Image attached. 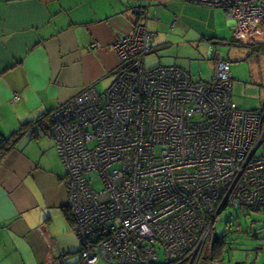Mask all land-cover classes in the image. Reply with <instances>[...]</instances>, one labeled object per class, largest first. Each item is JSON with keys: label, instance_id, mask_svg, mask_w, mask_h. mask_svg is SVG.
I'll return each instance as SVG.
<instances>
[{"label": "built area", "instance_id": "obj_1", "mask_svg": "<svg viewBox=\"0 0 264 264\" xmlns=\"http://www.w3.org/2000/svg\"><path fill=\"white\" fill-rule=\"evenodd\" d=\"M180 1L220 8L237 44L264 48V0ZM132 11V32L111 45L118 67L107 89L50 113L73 245L46 240L44 264H154L161 249L162 263L193 264L221 211L264 215V110L233 100L218 53L209 82L176 65L147 68L150 14Z\"/></svg>", "mask_w": 264, "mask_h": 264}, {"label": "crops", "instance_id": "obj_2", "mask_svg": "<svg viewBox=\"0 0 264 264\" xmlns=\"http://www.w3.org/2000/svg\"><path fill=\"white\" fill-rule=\"evenodd\" d=\"M134 7L150 14L146 67L176 65L192 78L190 64L174 58L177 50L163 52L164 41L177 47L181 36L216 40L224 36L219 24L231 28L220 8L180 0H0V136L28 122L0 161V264H44L48 239L73 245L64 215L67 172L40 120L87 88L107 89L118 67L111 45L132 32ZM194 22L201 31H193ZM214 62L207 79L193 80L211 81Z\"/></svg>", "mask_w": 264, "mask_h": 264}, {"label": "rangeland", "instance_id": "obj_3", "mask_svg": "<svg viewBox=\"0 0 264 264\" xmlns=\"http://www.w3.org/2000/svg\"><path fill=\"white\" fill-rule=\"evenodd\" d=\"M195 22L193 31H201L198 30V25ZM218 23H220L219 20ZM224 23L225 25H218L219 33L224 35L220 39L209 40L206 37L202 39L198 35L196 38L181 36L183 43L181 46H170V43H173L170 39L164 41L167 43L165 45L169 47L163 52L172 53L177 50L178 55L176 52L172 53L174 58L190 64L194 79H207L211 75L210 63L213 62L214 54L218 53L219 57H224L230 62L233 100L243 110L262 111L264 110V49H254L232 43V30L226 25V22ZM199 27L203 31H207L204 25ZM165 33L167 34V30ZM199 69L203 71L202 77L198 73ZM88 177L95 179L91 182V187L98 191L101 184L97 175L92 173L88 174ZM237 227L240 231L236 232ZM217 238L221 241L225 240V244L221 248V257L214 254V261L207 264H264L263 214L239 209L223 211L217 218L202 249V260L212 257L213 252H210L213 241ZM158 254L159 260L163 262L165 260L163 249L159 250ZM74 259L77 260V256H74Z\"/></svg>", "mask_w": 264, "mask_h": 264}, {"label": "trees", "instance_id": "obj_4", "mask_svg": "<svg viewBox=\"0 0 264 264\" xmlns=\"http://www.w3.org/2000/svg\"><path fill=\"white\" fill-rule=\"evenodd\" d=\"M233 40V38H232ZM232 43H236L234 40L232 41ZM237 44V43H236ZM243 46V45H242ZM153 48V47H152ZM254 49L256 48H262V47H252ZM264 49V48H262ZM51 113V112H50ZM50 113L44 115L41 120H40V124L42 122H46V124H49V127H50ZM48 122V123H47ZM28 125V122L27 124H22L21 127L19 129H17L16 131H14L12 134H10L9 136H0V161L1 159L4 157V155L8 152V150H10L12 147H13V144L14 142L19 138L21 137L23 134H24V128L25 126ZM236 210V209H235ZM225 211V210H224ZM223 211H221L218 215V217L220 216V214L222 213ZM64 215H65V218H66V221L69 223V225L72 227V218H71V214L69 212V209L66 207L64 209ZM217 217V218H218ZM217 220V219H216ZM216 222V221H215ZM239 228V227H238ZM236 232L237 231H240L239 229L235 230ZM225 244V240H220L219 238L215 239L213 241V247H212V250L210 253L213 252L212 254V257L211 258H203L202 260V252L200 253L199 257H197V259L194 261L193 264H207L208 262L210 261H214L215 259V255H217L218 257L220 256L221 257V248H222V245ZM215 254V255H214ZM211 255V254H210ZM209 255V256H210ZM208 256V255H207ZM202 261V262H201ZM154 264H171V263H162V262H157V263H154ZM173 264V263H172Z\"/></svg>", "mask_w": 264, "mask_h": 264}]
</instances>
